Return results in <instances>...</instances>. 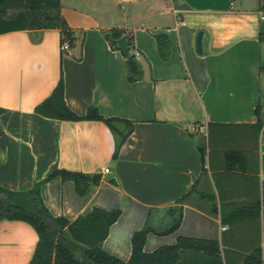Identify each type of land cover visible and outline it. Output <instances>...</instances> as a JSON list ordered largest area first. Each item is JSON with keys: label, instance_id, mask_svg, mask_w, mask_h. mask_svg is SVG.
Returning a JSON list of instances; mask_svg holds the SVG:
<instances>
[{"label": "crops", "instance_id": "1", "mask_svg": "<svg viewBox=\"0 0 264 264\" xmlns=\"http://www.w3.org/2000/svg\"><path fill=\"white\" fill-rule=\"evenodd\" d=\"M60 2L73 31L68 50L60 48L57 28L0 33V185L37 189L52 214L69 220L92 206L120 208L101 246L124 260L150 208L159 209L153 218L164 220V208L190 190L178 227L148 232L143 249L174 243L178 235L220 240L223 234L249 249L259 237L264 264L262 217L250 207L261 201L264 178V133L252 126L264 121L260 0ZM113 26L125 29L132 52L139 51L142 78L127 79L121 50L102 33ZM156 32L168 35L167 58L159 54ZM60 75L75 112L95 105L104 116L133 120L116 157L103 121L34 111ZM55 166L99 172L101 181L79 195L72 180L48 177ZM222 217L238 218L230 226ZM37 240L26 221L1 219L0 264H27ZM211 262L185 250L179 264Z\"/></svg>", "mask_w": 264, "mask_h": 264}, {"label": "trees", "instance_id": "2", "mask_svg": "<svg viewBox=\"0 0 264 264\" xmlns=\"http://www.w3.org/2000/svg\"><path fill=\"white\" fill-rule=\"evenodd\" d=\"M264 10V0L259 5ZM45 29L57 28L60 42H73V31L61 13L60 0H0V33L15 29ZM105 38L114 49H120L116 39L125 35L128 51L122 52L125 58L126 77L129 81L142 78L143 71L139 61L132 52V40L126 30L113 26L103 29ZM159 54L167 58L169 40L165 32H156ZM264 39V34L259 35ZM5 108L0 106V113ZM34 111L47 117L67 120L96 119L103 121L111 130L114 137L113 157H116L124 140L133 130V120L104 116L97 106L88 105L84 113L79 114L71 109L64 99V84L62 75L51 90L50 94L37 103ZM252 126L256 131L264 133V121L258 118ZM202 151L201 147H199ZM59 175L61 179H70L77 194L84 195L101 181L99 172H84L55 166L48 177ZM261 201L254 202L250 207L254 215L262 217L264 228V178L261 180ZM190 190L178 197L174 205L164 208L168 217L153 218L150 208L143 226L131 234V252L124 260L105 251L101 243L107 236L109 226L119 216L118 207L105 209L92 206L86 213L78 214L69 220L64 215H54L44 204L37 189L17 190L0 185V220L18 219L29 223L37 232L38 240L31 258L27 264H84L83 257L95 264H179L185 250H191L210 256L211 264H262V249L260 239L251 248H244L237 243L229 242L226 234L221 239L204 238L188 235H178L174 243L162 244L150 251L143 249L148 232L166 233L178 227L182 217V203L189 196ZM239 212L237 211L236 214ZM235 218L222 217V222L231 226ZM162 224L160 227L158 225ZM222 243V248L220 247Z\"/></svg>", "mask_w": 264, "mask_h": 264}, {"label": "water", "instance_id": "3", "mask_svg": "<svg viewBox=\"0 0 264 264\" xmlns=\"http://www.w3.org/2000/svg\"><path fill=\"white\" fill-rule=\"evenodd\" d=\"M202 35H203V30L199 29L196 33V39H195L196 49L199 53L202 52ZM116 42H117V44H118V46L122 52L128 51V42H127V38L125 35L119 36L116 39ZM82 261L84 264H95V263L91 262L90 260H88L86 257H83Z\"/></svg>", "mask_w": 264, "mask_h": 264}, {"label": "built area", "instance_id": "4", "mask_svg": "<svg viewBox=\"0 0 264 264\" xmlns=\"http://www.w3.org/2000/svg\"><path fill=\"white\" fill-rule=\"evenodd\" d=\"M60 48L61 49H64V50H68L69 49V42H68V40L64 39L62 42H60ZM134 55H135V57H138L139 56V51L138 50H135L134 51ZM104 171L105 172H108L109 171V168L108 167H104Z\"/></svg>", "mask_w": 264, "mask_h": 264}]
</instances>
